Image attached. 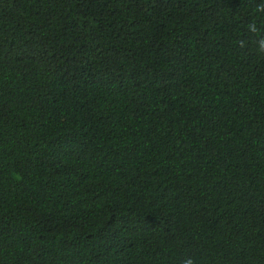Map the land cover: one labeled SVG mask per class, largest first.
Segmentation results:
<instances>
[{
	"label": "trees",
	"instance_id": "trees-1",
	"mask_svg": "<svg viewBox=\"0 0 264 264\" xmlns=\"http://www.w3.org/2000/svg\"><path fill=\"white\" fill-rule=\"evenodd\" d=\"M261 0H0V264H264Z\"/></svg>",
	"mask_w": 264,
	"mask_h": 264
},
{
	"label": "clouds",
	"instance_id": "clouds-1",
	"mask_svg": "<svg viewBox=\"0 0 264 264\" xmlns=\"http://www.w3.org/2000/svg\"><path fill=\"white\" fill-rule=\"evenodd\" d=\"M255 11L257 13H264V0H261V2L257 4ZM247 30L250 33L257 34L259 36V39L255 40L254 43L256 45L257 52L264 54V35H260L261 28L255 22H251L247 25ZM182 264H195V260L194 258L188 256L184 258Z\"/></svg>",
	"mask_w": 264,
	"mask_h": 264
}]
</instances>
